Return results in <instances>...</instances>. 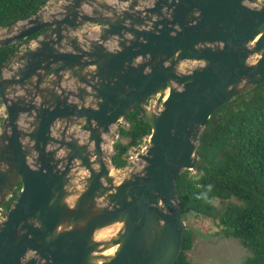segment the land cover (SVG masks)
Listing matches in <instances>:
<instances>
[{"label": "water", "instance_id": "95a60500", "mask_svg": "<svg viewBox=\"0 0 264 264\" xmlns=\"http://www.w3.org/2000/svg\"><path fill=\"white\" fill-rule=\"evenodd\" d=\"M46 1L0 27V48L27 40L0 68V264H174L176 181L212 114L264 84V0ZM135 110L152 134L119 180Z\"/></svg>", "mask_w": 264, "mask_h": 264}, {"label": "trees", "instance_id": "16d2710c", "mask_svg": "<svg viewBox=\"0 0 264 264\" xmlns=\"http://www.w3.org/2000/svg\"><path fill=\"white\" fill-rule=\"evenodd\" d=\"M42 1L0 0V27L35 15ZM17 49L16 44L0 48V68ZM125 120L128 124L120 127L112 155L116 169L126 168L129 152L152 134L151 125L138 110ZM198 151L195 168L182 172L176 181L184 218H220L221 233L239 240L248 251L246 264H264V84L212 114ZM20 191L21 186L7 210ZM193 248V230L187 228L183 251L174 264H192L189 254Z\"/></svg>", "mask_w": 264, "mask_h": 264}, {"label": "rangeland", "instance_id": "374dc122", "mask_svg": "<svg viewBox=\"0 0 264 264\" xmlns=\"http://www.w3.org/2000/svg\"><path fill=\"white\" fill-rule=\"evenodd\" d=\"M56 3L57 2H54V4ZM127 124V121L124 119L122 123L115 126L113 130L117 132L119 136L120 127ZM118 138L115 139L114 142H116ZM108 139H111V136L108 137ZM148 145L149 137L144 140L141 147L132 149L129 152V165L124 169L115 168L113 174L120 180L124 177L126 169L130 170L134 167L139 168L141 161L138 155L143 153ZM113 153L114 147L110 156H112ZM215 204L222 210L223 204L220 200H217ZM184 220L186 228H192L193 230L194 248L189 254L192 264H246V260L249 257L248 251L239 240L227 237L221 233L222 228L217 224L220 223V218L215 221L212 218H197L194 215H190L184 218ZM110 230L115 231L117 228H111Z\"/></svg>", "mask_w": 264, "mask_h": 264}, {"label": "flooded vegetation", "instance_id": "af4514ba", "mask_svg": "<svg viewBox=\"0 0 264 264\" xmlns=\"http://www.w3.org/2000/svg\"><path fill=\"white\" fill-rule=\"evenodd\" d=\"M51 0H47L46 3H50ZM52 1H55V2H59L61 0H52ZM100 1H103V2H107L109 5L111 4L112 6H115V10H119L118 12L121 13V11L127 9L126 7L131 3L133 2V0H100ZM43 2V1H42ZM99 25H87V26H83L81 27V30L84 31V34L87 35L89 32H93L94 30H96V28H98ZM40 34V33H39ZM38 35V34H37ZM35 35V36H37ZM33 36V37H35ZM31 37V38H33ZM29 38V39H31ZM28 39V40H29ZM27 41V40H26ZM26 41H24L23 43H25ZM23 43L17 45L18 46V49L23 45ZM2 108V105H0V109ZM2 123V122H1ZM0 127H1V124H0ZM21 186V185H20ZM19 186V187H20ZM18 187V188H19ZM22 188V186H21ZM5 211L3 212V215H4Z\"/></svg>", "mask_w": 264, "mask_h": 264}, {"label": "bare ground", "instance_id": "6f19581e", "mask_svg": "<svg viewBox=\"0 0 264 264\" xmlns=\"http://www.w3.org/2000/svg\"><path fill=\"white\" fill-rule=\"evenodd\" d=\"M120 226H121L120 224H117V225H114V227L106 228L103 231L99 232L97 236H98L99 239L109 238L116 231V230L115 231H111L110 229L111 228H113V229L120 228ZM114 251H115V248L109 250L108 252L110 253V252H114Z\"/></svg>", "mask_w": 264, "mask_h": 264}, {"label": "clouds", "instance_id": "9594fccd", "mask_svg": "<svg viewBox=\"0 0 264 264\" xmlns=\"http://www.w3.org/2000/svg\"><path fill=\"white\" fill-rule=\"evenodd\" d=\"M150 138V137H149ZM4 212V211H3ZM187 230V229H186ZM243 245V244H242ZM244 246V245H243Z\"/></svg>", "mask_w": 264, "mask_h": 264}, {"label": "built area", "instance_id": "2783aa9c", "mask_svg": "<svg viewBox=\"0 0 264 264\" xmlns=\"http://www.w3.org/2000/svg\"><path fill=\"white\" fill-rule=\"evenodd\" d=\"M132 159V158H131Z\"/></svg>", "mask_w": 264, "mask_h": 264}]
</instances>
